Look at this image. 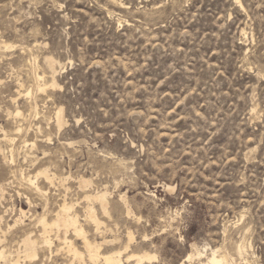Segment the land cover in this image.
Returning a JSON list of instances; mask_svg holds the SVG:
<instances>
[{"label":"rangeland","instance_id":"1","mask_svg":"<svg viewBox=\"0 0 264 264\" xmlns=\"http://www.w3.org/2000/svg\"><path fill=\"white\" fill-rule=\"evenodd\" d=\"M119 1L0 0L1 264H92L40 243L64 203L102 254L264 264V0Z\"/></svg>","mask_w":264,"mask_h":264},{"label":"bare ground","instance_id":"2","mask_svg":"<svg viewBox=\"0 0 264 264\" xmlns=\"http://www.w3.org/2000/svg\"><path fill=\"white\" fill-rule=\"evenodd\" d=\"M46 61L52 72V80L50 81L51 83L50 85L55 86L58 84L57 79H56V74L58 70L56 69V67L60 62L56 61V59H53L52 57H46ZM37 77L39 80L42 81L44 76L37 75ZM38 86H39L40 91L44 90L47 87V82L39 84ZM61 111L60 112L58 111V116H57L58 117L57 120L59 123H61V120H62ZM46 179L49 181L51 180V177L47 175ZM28 180L30 181L32 185H34L35 180H33L31 177ZM80 182H81L82 187H86L90 183L88 180H84V179H81ZM35 189L38 191H41L40 187L38 186L37 188L35 187ZM3 196L4 195L2 193L1 199L3 198ZM85 198L87 202H89L88 206L85 207L87 217L90 219V221H92L95 224L96 230L98 231L100 230L102 223L100 222L98 216L96 215L95 208L91 205V201L99 202L102 211L106 212L108 208V200H107L106 193H97L94 195L86 194ZM71 210H72V206L64 203L63 205H61V208L55 214V218L53 220L48 221L45 216L40 217L39 223L41 225V233L39 234L40 236L39 238H41L40 243L42 244V246L51 247V244L54 242L52 241V234L55 233L54 236H56L57 239L62 240L68 246L70 251L74 253L75 257L81 256L82 252L78 249V247H76L73 241L70 240L68 237V234L71 231L73 232L75 236H77L83 241L84 248L86 249V252L88 253L90 261H92V264H131L132 261H135L136 264H143L146 260L153 259V256L150 253H143V254L132 253V254L125 255V251L128 246L125 248V251H116L113 253L102 254L100 252V244L96 242H92L89 239L87 232L85 231V229L83 228V226L81 225L79 221L78 215L76 214L73 215ZM20 213H21V216L16 218L15 225L18 224L21 221L22 216L25 215V211L20 210ZM2 237L3 236L0 235V264H1V261H6L8 257L6 255L7 253H6L5 246H4L5 244H3V241L5 239ZM22 246L24 247V249L18 252L16 259H13L12 261L10 260L11 264H21L19 260L21 257L27 258L30 261H34L38 259V253H37L38 242L37 240L33 239L31 235H26L24 237V239L22 240ZM243 252H244V249L242 250L241 248H239L240 255H242ZM21 253L22 255H20ZM198 254L201 255L200 253ZM225 255L224 257L223 256L220 257L219 255H217V251H213L212 256L208 258V262L207 263L202 262L201 264H227L228 262L225 258ZM5 263H9V261ZM43 264H46V263H43Z\"/></svg>","mask_w":264,"mask_h":264}]
</instances>
